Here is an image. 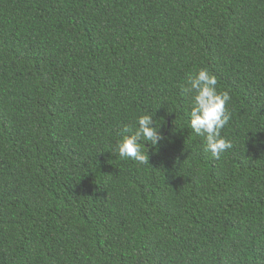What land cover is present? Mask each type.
<instances>
[{
	"label": "trees",
	"instance_id": "trees-1",
	"mask_svg": "<svg viewBox=\"0 0 264 264\" xmlns=\"http://www.w3.org/2000/svg\"><path fill=\"white\" fill-rule=\"evenodd\" d=\"M145 113L167 139L139 164L116 146ZM0 264H264V0H0Z\"/></svg>",
	"mask_w": 264,
	"mask_h": 264
},
{
	"label": "clouds",
	"instance_id": "clouds-1",
	"mask_svg": "<svg viewBox=\"0 0 264 264\" xmlns=\"http://www.w3.org/2000/svg\"><path fill=\"white\" fill-rule=\"evenodd\" d=\"M217 78L207 69L201 68L187 79L185 93L192 94L189 123L193 132L204 138V150L219 159L226 150L233 148L231 140L221 135V130L231 119L227 105L231 96L227 91L217 90ZM153 114H141L134 126H125V135L117 144L116 150L121 158L131 159L139 164H148V149L159 150L167 137L160 131L162 120L156 123ZM147 145V146H146Z\"/></svg>",
	"mask_w": 264,
	"mask_h": 264
}]
</instances>
